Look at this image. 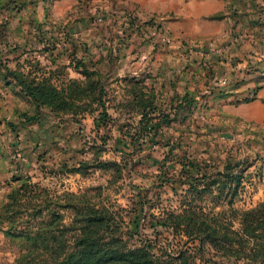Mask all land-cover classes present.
Instances as JSON below:
<instances>
[{"label":"crops","instance_id":"0c3cea01","mask_svg":"<svg viewBox=\"0 0 264 264\" xmlns=\"http://www.w3.org/2000/svg\"><path fill=\"white\" fill-rule=\"evenodd\" d=\"M136 5L160 15L163 23L157 29L158 34L162 38L168 36L170 42L156 38L134 40L123 47L120 44L121 49L115 56L109 53L97 61L104 65L97 68L103 77H110L109 81L118 85L113 107L106 99L105 86L108 119L99 121L98 111L87 113L93 128L114 127L116 133L112 136L120 143H127L124 138L129 135L130 143L137 140L153 144L168 131L170 135L166 140L177 139L189 158H194L199 151L209 152L210 140L216 148L223 144L225 150L221 152L227 154L234 145L240 143L241 146L251 138L261 146L247 151L264 161V39L250 23L256 11L264 14V0H137ZM42 10L41 4H33L31 9L26 7L20 12L23 19L17 28L18 40L23 42L26 38L27 14L33 13L32 18L41 22ZM10 25L0 45V183L8 179L10 146L19 143L15 141L16 135L23 139V169L40 177L57 167L69 166L77 132L81 131L79 123L85 121L82 118L85 115L58 116L46 107L39 109L35 120H28L35 113V106L5 70L6 66L13 69L23 61V57L14 59V56V63L9 61L13 55L8 46ZM36 26L29 30L34 35L31 43L39 49L42 43L36 39L38 33L43 35L45 43L56 32L52 26L42 28L41 25L40 30ZM151 33L154 35L155 30ZM211 40L223 46L224 51L201 56L197 49L204 48ZM85 48L90 52L89 43ZM34 57L39 63L43 62L40 56ZM52 65L50 63L51 72L54 71ZM222 79H227L225 85L220 83ZM250 95H254V99L244 102ZM140 99H150L151 109L137 104ZM143 111L146 118L153 117L157 121L164 116L168 121L155 132L146 133L141 130ZM131 118L135 127L129 133L122 121ZM186 140H190L189 144ZM193 144L197 146L192 147ZM170 146L171 150L175 148ZM212 154L216 156L217 152ZM261 168L264 180V165Z\"/></svg>","mask_w":264,"mask_h":264},{"label":"rangeland","instance_id":"374dc122","mask_svg":"<svg viewBox=\"0 0 264 264\" xmlns=\"http://www.w3.org/2000/svg\"><path fill=\"white\" fill-rule=\"evenodd\" d=\"M141 1L144 2V0ZM35 4H41L43 7L42 28L43 26L48 28L52 26V30H55L56 27L61 29L71 25L70 37L74 39L76 45L74 50L68 43L65 50L66 46H62V42L57 50L54 49L53 53H45V55L35 54L36 48L27 45L24 50L33 54H29L28 62L23 64V68L25 71L30 67L36 71H51L49 69L51 60L56 57L55 59L58 61L52 65V69H54L53 81L58 85L67 78L83 79L74 68L78 59L87 61V64L96 63L95 67L99 69L104 65L97 61L109 53L115 56L118 49H121L120 44L124 46L134 40H150L151 38L162 41V36L158 34L157 30L163 23L160 15L156 16L137 7V0H35ZM32 6L29 8L31 9ZM251 16H254L253 27L260 31L264 39V14L256 11ZM21 17L19 13L11 19V46L17 41L22 43L18 40L19 32L17 30L19 25L21 26L23 19ZM32 17L33 13L27 14L26 19L29 20V23H25L26 27L24 28L27 38L33 35L29 30L33 26L30 23L34 19ZM154 30L155 34L152 35L151 32ZM235 35L237 37V33ZM87 43L90 45V52L85 48ZM20 52L21 49L18 53ZM34 56H40L44 63L37 64V59L33 60ZM12 57L11 54L9 61L13 64ZM22 57V60L26 58V56ZM45 59L48 61L45 62ZM70 62L73 66L70 65ZM61 66L62 69H60ZM109 79L110 77H103L107 89L106 99L109 106L113 107L116 103L113 95L118 84H114L115 82H111ZM82 115H85V117L82 116L85 121L79 123L78 129L81 131L77 132V140L73 144L75 150L69 166L57 167L56 170L47 171L40 177L23 169L24 161L21 156L23 139L20 135H16L15 141H19V143L16 146H10L11 150L8 155L10 159L9 176L8 179H3L0 183L2 184L0 191V264H17L19 254L25 250V242L17 236L18 233L25 229L31 230L39 227L42 222L51 218L52 211L60 213L62 216V223L68 229H65L60 235L64 237L67 245L71 243L78 233L72 230L75 212L70 208L58 206L66 203L68 193L79 195V199L76 201L85 203V205L90 203L95 207L108 210L114 217V221L110 226V231H107V238L111 233L115 234L125 242L128 248L150 243L153 245L151 250L155 256L164 255V251L176 252L180 248L178 245L180 242L173 240L169 232L161 225L156 224L167 210L181 211L184 206H191L197 213L215 217L221 223H230L234 229H238L239 221L228 206L230 199L231 207L239 210L255 206L264 199V180L261 168L264 161L262 158L259 159L258 155L247 151L248 149L254 150L255 147L259 149L261 145L252 142L251 138L243 141L241 146L240 143H237L227 154L221 152L225 150L223 144L216 148V144H213L209 139L207 146L209 152L199 151V153H195L196 156L191 154L198 161L218 163L215 166L219 167L220 171L223 170L222 161L228 156L232 160L244 161L245 165L241 166L244 168L243 180L234 195L231 196L232 193L227 187L221 186L222 177L215 178L218 181L217 184H211L212 179L209 178L202 181L201 187L207 188L198 193L196 189H190L186 183H182L184 180L179 174V169L180 163L184 159L183 147L180 148L182 143L177 139L166 140L170 132L166 131L158 140H154L153 144L137 140L130 143L129 135L124 138L127 143H120L115 141L112 136L116 133L114 127L110 125L103 127L102 125L100 129L93 128L91 117L87 113ZM131 121H133L132 118L122 121L126 124L129 133L130 129L135 127L134 122ZM249 132L251 130H247V133ZM104 141L105 144L102 145L101 150L94 148L95 145L99 146ZM189 142L190 140H186L187 144ZM170 145H174L175 148L171 150ZM193 145L192 147L197 146ZM15 150L19 153L16 160L13 158ZM216 152L217 155L214 156L212 153L216 154ZM259 153L261 152L259 151ZM95 158L121 163L120 172L115 167L90 168L86 173L83 171V174L68 172L70 167L77 166L78 161L94 159L93 163H95ZM219 160L220 162H217ZM27 182H30L32 188L27 190L18 202L11 203L8 208L4 207L8 203L7 194ZM129 231H133L134 235H129ZM190 245H192L190 251L195 252L197 256L196 264H248L245 260L221 255L208 244H205L200 250L197 249L196 242ZM41 258L40 255L38 259L43 260ZM188 262L190 261L188 260ZM188 262L187 264H189Z\"/></svg>","mask_w":264,"mask_h":264},{"label":"trees","instance_id":"16d2710c","mask_svg":"<svg viewBox=\"0 0 264 264\" xmlns=\"http://www.w3.org/2000/svg\"><path fill=\"white\" fill-rule=\"evenodd\" d=\"M33 4H35V0H0V45L6 38L7 25L11 23V19ZM252 20H250L251 24ZM30 23L36 24L37 29L40 30L41 22L33 19ZM54 29L56 35L47 38L45 43H43V35L38 33L36 39L42 43L40 49L31 43L34 35L24 38L22 43L17 41L12 46L11 42H8V46H11L9 51L13 53L14 59L26 56L22 64L17 63L13 69L6 66L5 70L35 106V113L29 116L28 120H35L42 107L49 108L58 116H77L98 111L99 121L108 119L103 75L95 67L96 63L87 64V61L78 59L74 68L83 79L67 78L60 85L53 81L54 73L51 71L45 75L46 72L36 71L31 67L27 71L22 70L23 64L28 62L29 54H32V52L24 50L27 45L36 48L35 51L39 55L53 53V50H57L62 42V46H66L65 50L68 43L75 50L76 43L70 37L71 25ZM20 49L21 52L18 53ZM55 58L53 57L51 60L52 64L55 63ZM36 63L39 64V61L36 60ZM70 65L73 66L71 62ZM62 68L61 66L60 69ZM254 95L245 97L243 101L254 99ZM151 102L150 99H140L137 104L151 109ZM144 112H142L144 125L141 130L146 133L155 132L162 123L168 121L164 116L154 121L153 117L146 118ZM104 144L105 141L99 146L95 145L94 148L101 150ZM93 161L94 159L91 161L80 160L77 162V166L70 167L68 172L83 174V171L86 173L90 168L107 169L109 167H115L118 172L121 170V165L115 161L96 158L95 163ZM217 164L214 162L205 163L204 160L198 161L196 158L184 155L179 169V174L184 180L182 183H186L190 189L194 188L198 193H201L207 188L201 187L202 181L209 178L212 179L211 184H217L218 181L215 178L222 177L221 186L227 187L232 193L231 196L234 195L243 180L244 168L241 166L244 165V161L232 160L228 156L222 161L223 170L221 171L219 167L215 166ZM31 188L32 185L27 182L11 190L6 196L8 203L4 207L8 208L11 203L18 202L20 197ZM67 197L66 203L58 206L70 208L75 212L72 230L78 233L74 239L67 245L64 237L60 234L68 227L62 223L60 213L52 211L51 218L42 222L39 227L31 230L25 229L18 233L17 236L25 242V250L19 254L17 264H177L178 261L179 264H187L188 260L189 264H196L197 256L195 252L190 251L192 246L190 244L194 242H196L198 250L208 244L221 255L233 256L236 259L245 260L248 264H264V199L255 206L243 210L232 208L230 199L228 206L239 221L238 229H234L230 223H221L215 217L197 213L191 206H184L181 211L167 210L156 224L161 225L169 232L173 240L180 242L178 244L180 248L176 252L164 251V255L155 256L151 250L153 245L150 243L128 248L125 242L115 234L111 233L107 238L106 234L107 231H110L114 217L106 208L95 207L90 203L85 205V203L76 201L79 199V195L75 193H68ZM129 235L133 236L134 232L129 231ZM40 255L43 260L38 259Z\"/></svg>","mask_w":264,"mask_h":264},{"label":"built area","instance_id":"2783aa9c","mask_svg":"<svg viewBox=\"0 0 264 264\" xmlns=\"http://www.w3.org/2000/svg\"><path fill=\"white\" fill-rule=\"evenodd\" d=\"M162 40L164 42H170V38L168 36H164L162 38ZM197 50H198V52H199V54L201 56H205V55H207L209 53H213V52L220 54V53H222L224 51V47L223 46H218L215 42H213L211 40V41H208L206 43L204 48H200V49H197ZM220 83L222 85H225L227 83V79L220 80ZM18 157H19V153H18L17 150H15V154L13 155V158L16 160Z\"/></svg>","mask_w":264,"mask_h":264}]
</instances>
